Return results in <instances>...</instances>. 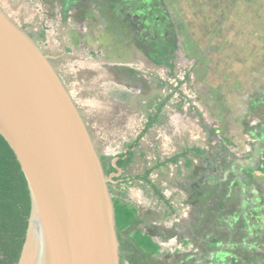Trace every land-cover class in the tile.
I'll return each instance as SVG.
<instances>
[{"label": "rangeland", "instance_id": "obj_1", "mask_svg": "<svg viewBox=\"0 0 264 264\" xmlns=\"http://www.w3.org/2000/svg\"><path fill=\"white\" fill-rule=\"evenodd\" d=\"M75 3L0 0L19 26L48 28L40 45L106 161L164 101L118 176L203 150L151 175L174 212L141 180L112 182L113 197L138 207L168 263L264 264V0Z\"/></svg>", "mask_w": 264, "mask_h": 264}, {"label": "water", "instance_id": "obj_2", "mask_svg": "<svg viewBox=\"0 0 264 264\" xmlns=\"http://www.w3.org/2000/svg\"><path fill=\"white\" fill-rule=\"evenodd\" d=\"M0 133L31 194L17 264H122L110 183L70 90L37 42L0 7Z\"/></svg>", "mask_w": 264, "mask_h": 264}, {"label": "trees", "instance_id": "obj_3", "mask_svg": "<svg viewBox=\"0 0 264 264\" xmlns=\"http://www.w3.org/2000/svg\"><path fill=\"white\" fill-rule=\"evenodd\" d=\"M171 70L174 68L173 62L166 61ZM130 71H133L131 69ZM164 101L159 102L156 113L150 114L141 132L131 142L127 143V149L116 156V164L122 169L132 163L135 151L134 148L140 143L142 136L157 120ZM225 140L229 141L227 138ZM199 147H185L181 151L159 160L151 167H147L143 174L135 177L146 180L158 194L159 198L168 202L163 192L150 179V173L156 168L173 162L178 163L181 157H187L188 153H201ZM106 174L117 171V167L106 161V157L101 156ZM252 173V172H250ZM114 179H121L122 176H115ZM110 183V190L112 192ZM115 204L116 227L120 242L121 261L127 260L129 264H165L157 258L161 251V246L149 235L137 229L138 217L134 206L124 202L118 197H113ZM31 213V194L28 181L22 170L15 152L0 133V264H17L21 250L26 238V232Z\"/></svg>", "mask_w": 264, "mask_h": 264}, {"label": "crops", "instance_id": "obj_4", "mask_svg": "<svg viewBox=\"0 0 264 264\" xmlns=\"http://www.w3.org/2000/svg\"><path fill=\"white\" fill-rule=\"evenodd\" d=\"M127 149V148H126ZM125 149V150H126ZM102 156H104V157H108V156H106V155H102ZM167 157H169V156H167ZM115 158H118L116 155L112 158L113 160L111 161L113 164H114V160H115ZM134 158H135V155H134ZM134 158H133V161H134ZM132 161V162H133ZM159 160H157L156 161V163L158 162ZM155 163V164H156ZM170 163H173V162H170ZM131 164V163H130ZM129 164V165H130ZM167 164H169V163H167ZM177 164V163H176ZM128 165V166H129ZM154 165V164H153ZM153 165H150V166H147V167H151V166H153ZM128 166H127V168H128ZM147 167H145V169L147 168ZM161 167H163V166H161ZM161 167H156L151 173H150V175H149V177H150V179L155 183V181L153 180V178L151 177V175H152V173L156 170V169H160ZM126 168V169H127ZM126 169H123L122 171L124 172V171H126ZM145 169L143 170V172L145 171ZM143 172L142 173H138V174H143ZM138 174H135V175H127V176H125V175H122V178H124V179H126V180H128V182H130V181H132V180H141L142 182H145L152 190H153V193H154V195L156 196V198H157V200L160 202V203H163V204H165L167 207H169L170 208V211L171 212H174V208H173V205H172V201L166 196V194L163 192V190L157 185V187L163 192V194L165 195V197L167 198V200H168V202H165V201H163L162 199H160L159 198V196H158V194L155 192V190L153 189V187L146 181V180H144L143 178H139V177H135L136 175H138ZM121 180H123V179H121ZM121 182H123V181H121ZM124 182H125V180H124ZM124 201V200H123ZM124 202H126V203H128V204H130V205H132V206H134L135 208H136V210H137V217H138V219H139V221H138V224H137V229H140L143 233H145V234H147V235H149L155 242H157L160 246H161V251H160V253L157 255V258L160 260V261H162L163 263H165V264H171V263H168L165 259H164V257H163V254L165 253V252H163V249L164 248H162L163 247V245L159 242V240H157L151 233H149V232H146L145 230H143V228H142V224L145 222V219H146V217H143V216H140V214H139V209H138V207L135 205V204H133V203H130V202H127V201H124ZM122 262H127L128 263V261H125V260H123ZM129 264V263H128Z\"/></svg>", "mask_w": 264, "mask_h": 264}, {"label": "flooded vegetation", "instance_id": "obj_5", "mask_svg": "<svg viewBox=\"0 0 264 264\" xmlns=\"http://www.w3.org/2000/svg\"><path fill=\"white\" fill-rule=\"evenodd\" d=\"M26 1V0H25ZM31 2H35L38 4L40 8H44V6L50 5V7H56L59 3H61V0H28ZM117 1V0H116ZM77 0H63V3L65 4V9H72V8H77L76 3ZM0 7L3 9V7L0 5ZM7 13V12H6ZM8 14V13H7ZM9 15V14H8ZM10 16V15H9ZM11 17V16H10ZM13 19V18H12ZM15 21V20H14ZM17 23V22H16ZM22 27V26H21ZM36 42L37 44L42 48L43 47L40 45V42L43 37H46L48 32V28L40 27L37 29V35L35 33L30 32V30L22 27ZM37 36V37H36ZM44 51V50H43ZM50 59V58H49ZM51 61V60H50ZM121 257V256H120ZM127 261V260H125ZM122 263V261H121Z\"/></svg>", "mask_w": 264, "mask_h": 264}]
</instances>
